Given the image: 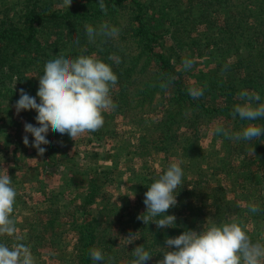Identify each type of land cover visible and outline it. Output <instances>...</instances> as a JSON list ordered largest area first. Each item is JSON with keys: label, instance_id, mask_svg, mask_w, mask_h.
I'll use <instances>...</instances> for the list:
<instances>
[{"label": "trees", "instance_id": "1", "mask_svg": "<svg viewBox=\"0 0 264 264\" xmlns=\"http://www.w3.org/2000/svg\"><path fill=\"white\" fill-rule=\"evenodd\" d=\"M158 1L103 0L104 7L101 8L99 0H0V151L3 149L8 155L9 148L13 146L14 160L7 157L6 161L13 162L16 166L21 157L18 155H25L27 150L32 153L30 156L41 153L36 143L25 142L23 138L25 122L30 119L39 122L36 116L38 109L32 107L17 113L15 105L21 89L39 96V76L44 69L46 58L58 51H66L73 57L95 54L97 58L109 63L118 76V83L111 91L116 107L106 110L104 114L119 118V124L127 123L138 127L136 132L139 137L134 150L139 157H151L152 155L147 154L150 149L154 154L168 152L170 145L172 149L175 146L182 148L180 156L186 157L190 162L196 161L198 157L193 155V150L199 136L195 129L203 120H207L203 121L204 124L214 127L213 138L222 142L225 149V154L219 159L220 165L214 167L212 176L222 173L224 177H232L235 182H239L240 189L245 193L242 201L255 204L258 211L247 212L236 204L231 205V201L221 195L224 193L223 186L218 181L209 183V180L205 179L209 176L208 173L204 168L198 167L199 169L194 171L197 178H183L182 184L176 190L177 205L167 210V215L176 217L172 227L158 228L154 223L145 224L143 220L135 218L138 215L129 213V226L132 224L135 229L138 228L139 233L132 243L121 242L114 251L117 240L107 239L108 227H103L104 222H96L94 219L88 221L85 218V223L75 225V235L71 239L72 254L79 260L76 264H93L89 256L91 248L107 251L108 257L101 264H112L114 260L117 264H121L122 260L131 264L134 259L132 251L138 245H144L152 253L153 256L147 262L155 259L158 264L163 258V253L168 251L165 248L168 247L166 239L176 237L185 230L201 231L205 222L211 224L238 221L244 226H255L256 231L259 228L257 223L264 221L263 198L258 203L251 199L255 194L260 195L264 181V175L258 173L260 169L253 171L255 162L264 166V135L251 141H237L215 133L217 125L223 126L230 133L241 130L248 123L264 126V118L249 122L231 115L233 106L242 103L237 93L243 89L250 93H259L264 102V0H187V5L190 4V8H194L190 14L198 17L208 28H201L197 35L191 36V42L184 39L186 35L183 31L187 30L186 27H175L170 13L164 10L163 5L160 7ZM12 2L13 5L9 6ZM176 7L177 9L171 10L177 15L175 18L183 17L185 12L180 6ZM227 9H231L229 13H226ZM221 16H224L222 21ZM102 23L117 27L118 34L114 37L96 36L89 40L85 25L97 27ZM171 27L176 31L171 32ZM211 27H217L216 33V29ZM180 30L182 32H179ZM222 33L225 35L221 36ZM73 34L78 40L75 44L72 42ZM215 34L216 42L213 41ZM168 41L175 42L173 50L176 47L179 50L184 49L185 52L191 50L193 55L197 51L201 54L208 52L207 61L191 56L188 59H192V66L186 69L182 63L185 57L179 54L173 57L174 55L165 52ZM211 43L216 46L215 50H210ZM233 48L236 51L232 52ZM109 56L114 59L109 60ZM193 87L203 89V95L198 98L190 96L188 89ZM157 97L160 98L154 106L153 101ZM157 107L161 108V116L153 117L154 120L149 119L146 115L158 114ZM16 114L18 120L15 119ZM218 120L223 122L219 123ZM108 125L109 118L105 116L103 126L92 132L98 141L113 138L117 133L110 131L106 127ZM155 125L160 129L157 136L161 139L163 135L161 144L155 137ZM144 126L146 128L143 131ZM181 129L183 130L180 131ZM28 131L29 135L34 137L35 133ZM20 133L23 137L19 136ZM48 134L51 139L42 143L47 145L44 150L47 156L54 158L50 154L55 150L61 151L65 142L62 138L68 135L57 133L51 126ZM98 141L97 143H101ZM196 146L199 148L198 144ZM249 148L254 150V157L245 156L241 163L237 164L235 159L242 153L246 154ZM121 154L116 157L120 159L118 156ZM98 157L95 148L84 156L88 160L95 158L96 161ZM103 166L102 164L101 167ZM12 168L8 170L12 171ZM103 169L107 171L104 173L106 178L101 175L103 170L101 173L95 170L93 176L89 174L85 179L89 188L79 209H86L97 201L106 200L105 196L99 193V189L104 183L114 181L110 178L114 173L109 167ZM2 170L3 168L0 171ZM17 170L16 167L11 174L14 175ZM164 170L152 171L151 174L158 179ZM70 172L68 180L72 185L68 188H77L79 181L72 171ZM149 172L151 171L148 170L145 176H141L142 179L146 180L148 177L147 180H151ZM152 182L153 180L148 185ZM201 183L204 184L200 187L207 189L208 196L196 192ZM148 185L145 186V191L141 192L138 188L133 191L137 194L135 206L142 208V214L146 213L144 194ZM142 189L143 187H140V190ZM18 198L25 200L21 196ZM30 198L32 197L29 195L26 200ZM108 205L111 206L108 209L107 224H114V218L125 206H117L109 200L100 206L105 210ZM120 216L122 218L125 215ZM49 221L47 224L53 226L54 219ZM6 234L2 238L7 239ZM10 234L11 232L8 233V240ZM248 234L253 241L264 242L262 232H259L256 238H253L250 232ZM169 250H174V246Z\"/></svg>", "mask_w": 264, "mask_h": 264}, {"label": "rangeland", "instance_id": "2", "mask_svg": "<svg viewBox=\"0 0 264 264\" xmlns=\"http://www.w3.org/2000/svg\"><path fill=\"white\" fill-rule=\"evenodd\" d=\"M187 3H189L187 0H159L157 2L160 7L162 5L164 6V10L167 13H170V17L175 27H186L187 30L183 31V34L186 35L184 39L188 42H191V36L197 35L201 28H208L206 24L201 23L198 17L190 14V11H192L194 8L191 9L190 4L188 6ZM11 5H13V2L10 3L9 6ZM176 6H180L185 12L183 17L175 18L177 15L171 12L172 9H177ZM229 10L231 9H227L226 13H229ZM179 14L180 11H178V15ZM223 18L224 16L220 18L221 21ZM170 29L171 32L176 31L174 27H171ZM211 29H216L214 30V33H216L217 27H211ZM257 30L260 31L259 29ZM179 32H182V30ZM224 35L225 33L221 34V36ZM213 41L216 42V34ZM211 44L210 50H215L216 46L213 43ZM173 45H175V42L173 41H168L166 44L165 52L168 55H174L173 57H175L177 54H179L185 58L192 56L197 60L207 61L208 52L207 54H201L197 51L193 55L191 50L190 52H185L184 49L179 50L178 47L173 50ZM231 51L234 52L236 49L233 48ZM13 85L14 83H12V86ZM159 98L160 97H157L153 101L154 106L157 105ZM157 110L158 114L151 113L147 114L146 116H148L149 119L154 120L153 117L161 116L159 114L161 108L157 107ZM103 115L104 117L107 116L109 118L110 126L108 125L109 127H106L112 132L117 131L113 138H104L101 139V141H98L92 132H85L81 135H78L74 140L67 134L68 137L64 136L65 138H62V140L64 139L65 142L62 144L61 151L55 150L53 151L54 153L50 154L54 156V158H49L46 151H42L41 153H36L30 156L32 153L27 150L28 153L25 155H18V157H21L20 159L18 158L19 160L17 162V166L16 164L14 165L13 162L6 161L7 157H9V160H14L13 146L9 148L8 155L3 149L0 151V170L3 168L2 172L11 176L12 180L18 186V196H21L22 199H25L19 200L17 197L16 208L14 210V212L17 213L15 215L17 217V231L11 232L9 235V240L16 241L18 239L24 238L30 241L31 251L34 257V264L78 263V258L76 255L72 254L73 242L71 238L75 235V232H73L74 226L84 222L85 218L88 221L94 219L96 222L97 220H100L105 223L103 224V227H108L106 233L107 239L116 238L117 240L113 249L116 251L117 245H119L121 242L123 244L124 241L128 242L126 238L130 234L135 235L139 233V229H135L132 224L129 226L128 222V219L130 220L131 217V215L130 217L128 216L129 213H135V215H138L135 217L137 220L139 215L142 214V208L135 206L137 194L133 191L137 188L141 192L145 191V186L148 185L151 180L154 181L157 179L155 175L151 174L152 171H159L163 169L166 170L170 163H179L184 169V178L187 179L197 178V175H195L194 172L195 169L198 167L204 168V171H206L209 175L207 178H205L209 180V183L218 181V183L223 186L224 193L221 195L224 196V199L231 201V205L236 204L239 208L250 212L248 210V205L251 203L249 201H242V197H245V193L240 189L241 185L239 182H235L232 177H224L220 172V174L212 176L214 167L220 165L219 159L221 158L220 156L225 154V149L222 147V142L218 140L216 141L213 138L212 132L214 131V127L212 126L211 128L209 125L204 124L207 122V120H203L205 122L202 121V124L195 129L196 132H198L197 134L199 137L197 143H194L195 145L193 155L198 157V159L196 158V161L190 162V160H187L186 157L180 156L181 154L179 155L182 150L181 147L175 146V148L172 149L170 145L168 152L161 151L159 154H154L153 150L150 149L147 154L152 155L151 157H139L138 153L134 150V145L139 137V133L136 132L138 127L127 123L119 124V118H113L112 115L108 113ZM15 119L18 120L17 114ZM217 122L222 123L223 120H218ZM143 128L144 131L146 126ZM154 131H156L155 137L159 139L158 141L161 144L163 135L161 139L157 136V133L160 131L158 125H155ZM28 134H30L29 131ZM24 135L25 130L23 131V136ZM19 136L23 137L21 133ZM97 141L101 143H97ZM196 144L199 145V148L196 146ZM4 147L5 146L3 144L2 148ZM93 148H95V151L99 154L97 161L95 158L92 160L84 158L85 155H88V151H93ZM217 151H219V153H217ZM120 153L122 154L118 156L120 158L118 159L116 155H119ZM245 153L246 154L242 153L241 156L235 159L237 164H240L245 156L254 157V150L251 148L247 149ZM57 156H63L64 158H56ZM148 160L150 161L147 163ZM102 164L104 165L103 167H109L112 169L114 173L113 176L110 177L114 181L108 182L107 184L104 183V186L101 185L99 189V193L104 195L106 200L97 201L93 203L92 206L86 207V209H83L82 207L79 209L81 201L89 188V184L85 181V179H87L89 174L93 176L95 170H97L98 173H101L103 170L104 172L101 174L103 176L107 171L101 167ZM193 164L195 166H193ZM16 167L18 170L14 175L11 174V172ZM10 168H12V171L8 170ZM256 168L260 169L258 173L263 176L264 166H261L259 162H255L253 165V171H255ZM148 170L151 171L149 172V176L152 178L149 181L147 180L148 177L146 180L142 179ZM70 171H72L79 181L77 188H68L72 185V183H70L68 180L71 173ZM86 173L87 176H85ZM226 181L230 183H227ZM203 184L204 183H201L197 186L196 192L198 194H205V196H208L206 193L207 189L200 187V185ZM140 187H143V189L140 190ZM29 195L32 198L26 200L28 199ZM251 197L255 203H258L261 198H263L264 201V181L262 182V190L260 195L255 194V196ZM98 199L100 200L101 197ZM108 200L112 203H115L117 206H125L123 211H120L119 214L114 218L115 223L117 222L116 224H107V215L109 214L108 209H110L111 205H108L107 209L105 210H103L104 205L100 206L101 203H106ZM53 212L56 215H54ZM121 214L125 216H122L121 218ZM133 216L134 215H132V217ZM234 218L235 217L233 216L232 219ZM51 219H54L52 223L54 224L53 226H51V224H47ZM245 226L247 228V232H250L253 238H256L259 232L264 234V221H262V223H257L256 226L259 228L256 231L255 226L253 225L247 224ZM6 236L8 239V233ZM42 237L45 239L41 240ZM105 246L106 244H104L103 247ZM106 252L107 251L103 252L105 259L108 257ZM112 264L117 263H115L114 260ZM121 264L126 263L122 260ZM147 264L157 263L155 259H152L147 262Z\"/></svg>", "mask_w": 264, "mask_h": 264}, {"label": "clouds", "instance_id": "3", "mask_svg": "<svg viewBox=\"0 0 264 264\" xmlns=\"http://www.w3.org/2000/svg\"><path fill=\"white\" fill-rule=\"evenodd\" d=\"M101 8L103 0H99ZM89 40L96 36L114 37L119 29L102 23L97 27L85 25ZM72 42H78L73 34ZM113 60V56H109ZM183 66H192V59L185 58ZM36 93L21 89L16 102L17 113L32 107L38 109L37 120L25 122V142H34L42 152L47 145L42 141L50 140L49 127L57 133H67L75 140L85 132H94L104 124V112L114 109L116 104L111 91L118 83V76L112 66L93 55L73 57L66 51H58L45 60L39 76ZM163 86V85H162ZM193 98L203 95L201 88H189ZM242 103L233 106L231 115L243 121H256L264 118V102L259 93H250L243 89L237 93ZM32 130L35 135L28 134ZM215 133L223 134L231 140L251 141L264 135V126L248 123L241 130L228 132L217 125ZM184 169L179 163H170L166 170L155 179L145 192L146 213L139 219L145 224L154 223L158 228L175 225V215H167V210L177 205V188L182 184ZM19 189L11 176L0 171V264H34L31 243L21 238L9 241L4 234L17 231V217L14 214ZM248 210L258 211L255 204H249ZM206 225V226H205ZM137 234H130L126 240L132 243ZM167 252L158 264H264V242L253 241L246 226L238 221H221L203 225L201 231L185 230L176 237L166 239ZM174 246V250H169ZM131 264H146L153 256L144 245H138L132 251ZM93 264H101L105 256L101 249H89Z\"/></svg>", "mask_w": 264, "mask_h": 264}]
</instances>
